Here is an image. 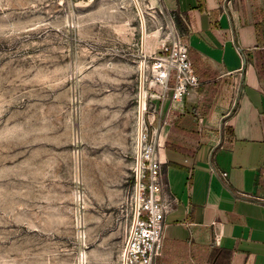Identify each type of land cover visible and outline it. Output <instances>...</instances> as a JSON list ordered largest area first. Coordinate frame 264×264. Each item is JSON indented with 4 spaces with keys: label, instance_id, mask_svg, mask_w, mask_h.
Returning <instances> with one entry per match:
<instances>
[{
    "label": "rangeland",
    "instance_id": "374dc122",
    "mask_svg": "<svg viewBox=\"0 0 264 264\" xmlns=\"http://www.w3.org/2000/svg\"><path fill=\"white\" fill-rule=\"evenodd\" d=\"M138 2L156 49L172 18ZM140 31L131 0H0V264H121L135 153H117L109 197L104 144L84 126L131 59L138 117ZM78 191L84 242L72 218Z\"/></svg>",
    "mask_w": 264,
    "mask_h": 264
},
{
    "label": "crops",
    "instance_id": "0c3cea01",
    "mask_svg": "<svg viewBox=\"0 0 264 264\" xmlns=\"http://www.w3.org/2000/svg\"><path fill=\"white\" fill-rule=\"evenodd\" d=\"M155 1L186 38L200 81L181 105L162 108L164 194L178 205L165 217L156 264H264V0ZM148 37L152 53L160 41L155 49ZM133 63L114 67L84 126L104 144L98 159L112 176L109 197L117 153H135Z\"/></svg>",
    "mask_w": 264,
    "mask_h": 264
},
{
    "label": "built area",
    "instance_id": "2783aa9c",
    "mask_svg": "<svg viewBox=\"0 0 264 264\" xmlns=\"http://www.w3.org/2000/svg\"><path fill=\"white\" fill-rule=\"evenodd\" d=\"M166 28L158 49L140 55V62L144 63L142 110L148 116L141 126L138 213L125 264H156L161 256L165 217L178 205L176 199H170L164 194L163 130L168 124V115L162 116V108L166 102L171 106L181 105L200 85L199 78L192 69L186 38L177 31L173 20H169ZM133 173L135 178V164ZM75 198L77 205L72 213L73 224L78 239L84 242V195L78 191ZM133 209L134 184L131 195L132 218Z\"/></svg>",
    "mask_w": 264,
    "mask_h": 264
},
{
    "label": "water",
    "instance_id": "95a60500",
    "mask_svg": "<svg viewBox=\"0 0 264 264\" xmlns=\"http://www.w3.org/2000/svg\"><path fill=\"white\" fill-rule=\"evenodd\" d=\"M140 20V55L145 54V41H146V26L143 17V12L139 5L138 0H131ZM143 79H144V63L140 62L139 65V86H138V117H137V135H136V146H135V178H134V209L133 218L130 227V233L128 235L127 242L124 247L122 264H125V258L127 253V248L131 235L135 226L137 213H138V194H139V169H140V148H141V126H142V100H143Z\"/></svg>",
    "mask_w": 264,
    "mask_h": 264
},
{
    "label": "bare ground",
    "instance_id": "6f19581e",
    "mask_svg": "<svg viewBox=\"0 0 264 264\" xmlns=\"http://www.w3.org/2000/svg\"><path fill=\"white\" fill-rule=\"evenodd\" d=\"M155 35L158 37V33H155ZM148 36V35H147Z\"/></svg>",
    "mask_w": 264,
    "mask_h": 264
}]
</instances>
